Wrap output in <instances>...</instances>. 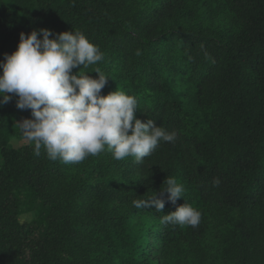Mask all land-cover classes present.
Masks as SVG:
<instances>
[{"label": "trees", "instance_id": "trees-1", "mask_svg": "<svg viewBox=\"0 0 264 264\" xmlns=\"http://www.w3.org/2000/svg\"><path fill=\"white\" fill-rule=\"evenodd\" d=\"M39 29L82 32L103 59L71 74L99 68L102 96H134L135 118L176 139L140 161H53L23 138L34 117L8 94L0 264H264V0H0V62ZM167 176L184 188L175 204ZM154 192L162 212L132 205ZM185 201L198 226L162 222Z\"/></svg>", "mask_w": 264, "mask_h": 264}, {"label": "clouds", "instance_id": "clouds-1", "mask_svg": "<svg viewBox=\"0 0 264 264\" xmlns=\"http://www.w3.org/2000/svg\"><path fill=\"white\" fill-rule=\"evenodd\" d=\"M54 36V39L50 37ZM38 37H42L38 38ZM17 50L5 53L0 62V105L18 97L16 107L30 109L34 119L19 123L23 138L34 142V154L39 156L43 146L49 159L77 164L105 149L116 160L134 156L137 161L148 157L159 142H174L175 132L135 118L137 100L124 91L101 95L108 77L96 68L98 78H91L72 69H83L103 59L99 47L80 31L54 34L48 29L33 30L27 36L21 32ZM141 55L139 49L135 53ZM131 131V135H129ZM168 200L175 204L184 188L176 178L164 181ZM220 180L213 181L219 186ZM136 208H154L162 212L165 201L154 192L147 199H135ZM201 213L186 201L174 212L163 215L162 222L198 226Z\"/></svg>", "mask_w": 264, "mask_h": 264}]
</instances>
